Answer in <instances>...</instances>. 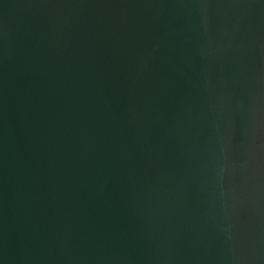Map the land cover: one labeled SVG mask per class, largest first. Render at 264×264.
Segmentation results:
<instances>
[{
    "label": "water",
    "instance_id": "water-1",
    "mask_svg": "<svg viewBox=\"0 0 264 264\" xmlns=\"http://www.w3.org/2000/svg\"><path fill=\"white\" fill-rule=\"evenodd\" d=\"M0 264H264V0H0Z\"/></svg>",
    "mask_w": 264,
    "mask_h": 264
}]
</instances>
